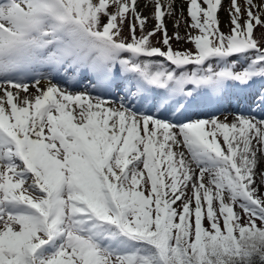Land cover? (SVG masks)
<instances>
[{
    "label": "snow or ice",
    "instance_id": "obj_1",
    "mask_svg": "<svg viewBox=\"0 0 264 264\" xmlns=\"http://www.w3.org/2000/svg\"><path fill=\"white\" fill-rule=\"evenodd\" d=\"M144 8L0 0V264H264V0Z\"/></svg>",
    "mask_w": 264,
    "mask_h": 264
},
{
    "label": "rangeland",
    "instance_id": "obj_2",
    "mask_svg": "<svg viewBox=\"0 0 264 264\" xmlns=\"http://www.w3.org/2000/svg\"><path fill=\"white\" fill-rule=\"evenodd\" d=\"M223 2L225 4V7H227L228 0H223ZM237 2L240 4H243L244 0H237ZM259 2H260V0H253L254 4H258ZM219 15H220V21H221L220 22V30L223 32H227L228 31L227 13L225 11H221ZM178 17H179V13L177 12L176 17H174V19L172 20V22L170 24H168L164 18L169 36H173L174 32H178L179 36L181 37L179 42L177 41V39L175 37H173V39H171V41H170V44H171L173 50L184 51L187 49L189 51H192V50H194V46L190 42H187V34L189 32L195 33L196 30L187 28V24L190 23V18L187 16L186 9L184 11L183 18L180 20L178 25L174 28V26H173L174 20L177 19ZM261 18L264 19V12L261 13ZM153 26H154V21H149L147 27L149 29H151ZM261 32H264V29H261L259 27H257L255 29V33H256L257 37H259ZM137 35H139V29L138 28H137ZM152 42L154 45L160 46L159 44H157V37H153ZM237 70H239V69H237ZM208 114L209 115H217L219 118H221V116L217 112H215L214 109L211 112H209ZM218 138L221 139L222 137L218 136ZM161 167H163V165ZM259 191L264 192V187H260ZM236 210L238 211L239 209L237 208Z\"/></svg>",
    "mask_w": 264,
    "mask_h": 264
},
{
    "label": "bare ground",
    "instance_id": "obj_3",
    "mask_svg": "<svg viewBox=\"0 0 264 264\" xmlns=\"http://www.w3.org/2000/svg\"><path fill=\"white\" fill-rule=\"evenodd\" d=\"M178 2H179V0H178ZM144 3H145V0H139V10L142 11V13L144 15H150V13L148 12V10L144 8ZM173 19H174V17H172V18H169L167 16L165 17V20H166V22L168 24H170ZM78 90H83V89L80 88ZM236 111H238V110H235L233 113H235ZM220 119H223V118L221 117ZM232 119H233V116L232 115L227 116V121L228 122H231ZM253 143L255 144L256 141L254 140ZM258 155H259V153H258ZM261 171H264V162L260 163L259 166H258V168L256 169V172L257 173H259ZM258 178H259L258 175L256 177H254V179H257V180H258Z\"/></svg>",
    "mask_w": 264,
    "mask_h": 264
}]
</instances>
